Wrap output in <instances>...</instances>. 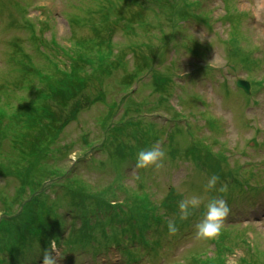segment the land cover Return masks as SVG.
<instances>
[{
  "label": "rangeland",
  "instance_id": "rangeland-1",
  "mask_svg": "<svg viewBox=\"0 0 264 264\" xmlns=\"http://www.w3.org/2000/svg\"><path fill=\"white\" fill-rule=\"evenodd\" d=\"M159 1L141 0L139 2L137 0V3L126 8L118 7L116 0H101L98 9L96 8L98 2L93 0H20L16 6L5 5L4 0H0V5L4 7L5 12H12L10 18L0 15V78H10L7 83L10 95L4 96L0 93V101L4 103V105L0 104V115L10 114L11 112L14 114L21 104V100H24L25 103L30 101L35 106H40V103H38L40 97H37L34 87L42 89V92L44 91V87L37 75H35L37 72H33L36 66H39L40 73H45L56 79H63V72L69 73L73 65V69L80 67L88 70L82 60L86 57H95L104 53L108 48L106 45L108 40L120 45L125 42L129 43L133 39V44L139 45L147 40L151 33L153 35L152 40L157 41L156 32L150 31V27L141 29L144 25L138 27L139 29L137 28L136 33L133 34L135 28L132 22H134L135 26L136 20H147L151 24H155V15L152 10L156 9ZM191 1L193 0H186V4L188 5ZM204 1L196 0L198 7L193 9V12L198 14V17L191 18L194 22L184 23L185 27H181L186 34L183 42L190 47L191 53L183 52L181 49L175 47L177 50L175 62L174 54L172 53V47L174 46L172 45H174V38L179 39L177 36L170 38L165 43L164 48L166 49V53L163 59L156 58L152 61L154 70L161 73L165 69L167 58L172 56V64L169 70L173 77L171 80L173 91H171V96L167 98V105L170 108V104H173L183 114L180 120L181 125L184 124L182 121L187 120V124L192 127L204 126L205 120L211 117L220 115L225 118L227 113L230 119L232 116L230 112L234 109L235 92L242 101L246 100V97L240 91L235 90V79L245 80L247 76H250L251 78L259 79V82L264 81V78H262L264 76V67L262 65L259 67L252 66L249 71H246L239 65L229 68L224 43L230 28L229 24L232 22V19L225 17L231 16V9L234 7L237 13L243 12L240 15L241 19L239 21L243 46L250 49L257 48V50L252 51L253 57L264 58V0H228L229 10L224 8L225 0H207V5L204 4ZM108 3L115 4L123 17L121 21H112L113 24L108 31H106L103 25L97 29L90 30L85 25H69L67 23L72 16H90L93 20L98 21L101 9H105ZM179 4H182V2ZM206 10H210L211 12H206ZM188 11L192 13L190 9ZM200 17L206 18L207 23H202L199 19ZM110 18L112 19V16ZM160 24L163 34L172 32V30L165 28L163 20H160ZM155 27L156 29L159 28ZM42 29L45 37L44 40H46L44 41V47H47L45 50L44 47H40V42H43V40L36 37V32ZM51 35L56 38L59 46L68 55L64 53L52 59L50 58L48 49L49 45H52ZM177 43L182 44V41L178 40ZM157 45L158 43L156 42L152 44V52L154 54L158 53L154 49V46ZM168 46L170 47L168 48ZM128 52V50L121 52L122 57ZM9 53L14 57L17 56L12 65H9L7 62ZM236 56L239 61L246 60L250 62V56L242 51H236ZM127 58L130 60L131 54H128ZM95 66L101 67L102 64L97 63ZM226 69L231 70V80H227L228 73H225L220 78L219 72ZM91 72L89 70V75L85 76L81 74L76 77L79 83L78 96L82 99V105L79 108L77 107L78 97H74V100L65 104V107L51 110L55 116V121H57V124H55L56 128L64 130V134H60L62 137L60 142L66 143V146H63V149L57 154L58 161L56 168L54 169L53 162L50 161L48 163L51 171L57 172H54V176L58 178L63 172L69 179L67 170L73 168L72 165H76L74 175L79 174L85 177L87 181L98 186L100 190L108 185H114V187L118 185L127 186L126 194L118 193L117 199L119 201H122L125 196L133 194V190L138 184L142 185V192L144 194L151 195L152 198L157 200L164 197L167 198V194L170 191L178 194L188 193L190 187L184 186L188 182V172L183 173V166L185 165L178 162L163 165L169 155L166 154V150L164 151L165 157L162 161L158 162L159 167L154 165L149 166L143 168L141 172L136 168L129 172L126 169L127 165L119 169L114 168L113 165H109L108 162L111 159L116 164L118 156L117 148L115 141L113 142V148H110L111 144H109V140L104 139L102 128L98 122L100 118L103 120L107 119L108 124L110 117L108 108L113 102H120L123 94L117 92L114 79L104 81V77L98 70L93 74ZM22 74L25 77L18 76ZM121 76V72H117L114 78L117 81H122ZM154 78V74L142 76L137 82V91L134 92V90L133 93L129 94V98L135 96V101H138L139 104H148L147 101L154 103L155 98L163 90L158 83H155ZM97 81L103 82L98 83ZM16 86L20 88L17 89ZM263 86L256 88L255 100L257 101V105L249 112L244 122L238 118L229 125V128L225 132L224 127L222 133L203 130L202 128L200 130H203L204 134L197 136L200 141H205L206 145L211 147V151L216 153V158L226 153L229 157V167L236 169L238 166L248 167L251 171L249 181L255 177V179L259 180V186L264 187ZM133 87L134 85L131 88ZM72 92L73 95L76 94L75 90H72ZM218 103L221 104V108H219ZM250 107L253 106L250 105ZM134 109L135 106H131L128 115L122 118L121 115L125 109L123 104L119 103L116 111L117 114L114 116V122H122L129 117L138 119L140 113L136 114L135 112L137 111H133ZM77 111L80 115L77 121L73 123L72 115ZM165 112L163 108H158V118L154 115L144 117V119L156 122L158 128L163 129L162 132H164L173 124L172 120H168L165 117ZM142 113L145 112L142 111ZM22 119L29 121L26 115L22 116ZM27 126H29L27 128H32V124ZM4 127L9 130L12 129L9 122ZM123 133L127 134V132ZM25 135L27 139H20L23 142L17 143L14 146L15 148H13L15 151L14 158L16 159V154H19L22 162V166L18 170V174H22L19 182H25L29 173V165L22 161V157L32 155L35 143H47L45 139L46 135L42 133H36L33 137L26 133ZM1 137L2 141H0V144L9 143L6 141L5 135H1ZM164 137L165 134L163 133L159 141L161 146H164L162 144ZM181 141V139L175 141L173 147L174 156L180 152ZM72 142L75 143L73 144ZM88 143L95 146L103 145V148L99 152L93 150L89 152V157H94L97 161L105 162L103 167H100L97 162H91L90 165L87 160L85 162L81 161V157L87 154L89 150L83 145ZM162 149L164 150L163 147ZM184 149L185 145L182 143V150ZM66 153H72L69 159L66 155H63ZM75 160H77L76 164H74ZM234 164H237V166L235 167ZM82 165L84 166L81 167ZM246 175L249 176V174ZM221 178L226 182H221V187H217L215 194H224L223 200L230 211L223 221L221 232L214 238H197L195 234V225L200 222L205 212V206L202 205L201 208L198 207L193 211V214L188 218L190 225L184 229L180 228L181 230H179L177 237L174 238L171 237V234H168L163 243L159 245L156 244L158 240L155 243V238L151 237L157 252L144 254L142 258L140 257L141 259L133 258L128 253L122 252V248L114 249L111 247L106 252L103 248L93 249L90 246H85L83 249H76L72 257L64 259L63 262H58V259H56V264H132L133 261L139 259L140 264H205L207 259L210 260L209 264H216L211 259L216 258L218 252L221 253L219 258L225 264H264V189L256 195L252 192L256 189L255 187L250 188V192H240L239 190L242 186L239 184L236 176L233 179H229L227 176H221ZM58 180L61 181L60 179ZM39 182L37 177L35 178V173L32 172L27 184L29 186L34 185V190L37 189L36 192L38 194L43 190L42 188H46L45 183H42V187L38 189ZM1 184H8V193L3 194L6 188L0 186V211L4 207L1 198H6L5 200L8 202L13 201L16 206L14 211L7 209L2 214V218L5 221L1 222L0 225L4 227V223L9 217L16 214L22 216L20 208L23 207L25 209V207L23 206L24 203L21 196H25V194L21 195L20 191L17 190V181L0 180ZM255 184L256 182H252L253 186ZM221 188L223 191H220ZM43 193H46V190H43ZM240 194L243 197H240ZM206 198L207 196L204 193L203 199ZM37 207L39 206L35 203L30 204V208L26 212L27 215L31 216ZM101 220L104 225V232L108 233L111 228L110 223L106 220L105 215L101 217ZM62 224L65 223L63 222ZM78 226L79 222L74 228L75 234L79 233ZM59 228L60 231L63 230L62 226H59ZM70 234H72L71 231H69L68 237L61 241L62 245L72 242ZM211 239H213L212 243H207ZM30 240L31 237L28 236L24 252L19 253V264L29 262H32V264H42L43 259H37V256L40 253L43 254L45 249L37 241L31 242ZM51 240L50 238L48 239V241ZM168 240L169 243L167 242ZM45 246L48 247V245ZM51 254L59 257L56 252Z\"/></svg>",
  "mask_w": 264,
  "mask_h": 264
},
{
  "label": "clouds",
  "instance_id": "clouds-1",
  "mask_svg": "<svg viewBox=\"0 0 264 264\" xmlns=\"http://www.w3.org/2000/svg\"><path fill=\"white\" fill-rule=\"evenodd\" d=\"M165 157L164 150L158 145H152L137 151L134 159V167L136 169H143L149 166L159 167V161H162ZM218 177L212 175L209 177L206 190H211L215 187ZM220 191H223L221 188ZM201 204L199 197H191L189 199L181 200L178 203V209L181 219H188L195 209H197ZM230 209L223 199L211 198L205 205V212L203 218L199 223L195 225L197 238H214L217 236L223 226V221L228 215ZM167 230L171 235L176 234L177 225L174 221L167 222ZM56 252L60 256V251L57 249V240L53 238L48 242V248L43 253L42 264H56V257L51 253Z\"/></svg>",
  "mask_w": 264,
  "mask_h": 264
}]
</instances>
